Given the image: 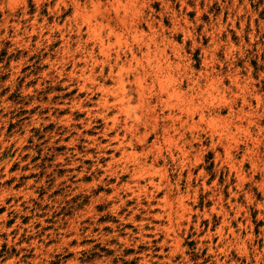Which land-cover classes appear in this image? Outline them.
I'll list each match as a JSON object with an SVG mask.
<instances>
[{"label": "rangeland", "instance_id": "rangeland-1", "mask_svg": "<svg viewBox=\"0 0 264 264\" xmlns=\"http://www.w3.org/2000/svg\"><path fill=\"white\" fill-rule=\"evenodd\" d=\"M0 264H264V0H0Z\"/></svg>", "mask_w": 264, "mask_h": 264}, {"label": "bare ground", "instance_id": "bare-ground-1", "mask_svg": "<svg viewBox=\"0 0 264 264\" xmlns=\"http://www.w3.org/2000/svg\"><path fill=\"white\" fill-rule=\"evenodd\" d=\"M132 154V153H131Z\"/></svg>", "mask_w": 264, "mask_h": 264}]
</instances>
